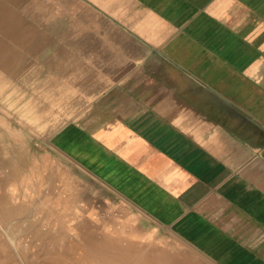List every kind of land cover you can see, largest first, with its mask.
Masks as SVG:
<instances>
[{"label":"crops","instance_id":"crops-1","mask_svg":"<svg viewBox=\"0 0 264 264\" xmlns=\"http://www.w3.org/2000/svg\"><path fill=\"white\" fill-rule=\"evenodd\" d=\"M0 30V111L55 117L36 196L139 213L171 264H264V0H0Z\"/></svg>","mask_w":264,"mask_h":264},{"label":"bare ground","instance_id":"bare-ground-1","mask_svg":"<svg viewBox=\"0 0 264 264\" xmlns=\"http://www.w3.org/2000/svg\"><path fill=\"white\" fill-rule=\"evenodd\" d=\"M3 27V26H2ZM1 31V30H0ZM9 31V30H8ZM3 32H5L3 30ZM1 33V32H0ZM2 34V33H1ZM5 34V33H4ZM18 34V33H16ZM15 34V35H16ZM6 35V34H5ZM11 35V34H10ZM20 35V34H19ZM24 35V34H23ZM30 35V34H29ZM22 36V35H21ZM28 36V35H27ZM11 37V36H10ZM18 37V36H17ZM26 38V37H25ZM15 39V38H14ZM13 39V40H14ZM9 40V39H8ZM23 40V39H22ZM32 40V39H30ZM3 41V40H2ZM6 41V40H5ZM11 42V41H9ZM4 44V43H3ZM41 44V43H40ZM16 47V46H15ZM3 48V47H1ZM17 48V47H16ZM13 52V51H12ZM7 55V53H6ZM5 55V56H6ZM19 56V55H18ZM7 57V56H6ZM2 59V58H1ZM22 59V58H21ZM1 61V60H0ZM9 62V61H8ZM16 62V61H15ZM14 62V63H15ZM21 62V60H20ZM28 62V61H27ZM19 64V63H18ZM26 66V65H25ZM9 68V67H8ZM7 69V68H5ZM20 69V68H19ZM25 69V68H24ZM23 69V70H24ZM4 70V68H3ZM22 70V71H23ZM29 70V69H28ZM27 71V70H26ZM5 72V71H3ZM6 73V72H5ZM11 73V72H10ZM21 73V72H20ZM19 73V74H20ZM14 74V73H13ZM18 74V75H19ZM23 74V73H22ZM2 75V74H1ZM20 76V75H19ZM3 79V78H2ZM1 79V80H2ZM4 80V79H3ZM11 80V79H10ZM41 80V79H40ZM39 80V81H40ZM5 81V80H4ZM37 81V80H36ZM10 82V81H9ZM41 82V81H40ZM39 83V82H38ZM0 85L1 82H0ZM8 85V84H7ZM15 86V85H14ZM19 88V87H18ZM16 89V87H15ZM58 89V88H57ZM1 90V89H0ZM10 91V90H9ZM14 92V91H13ZM12 93V92H11ZM22 93V92H21ZM29 93V92H28ZM27 93V94H28ZM47 93V91L45 92ZM49 93V92H48ZM16 95V94H15ZM22 95V94H21ZM41 95V94H40ZM38 95V96H40ZM47 95V94H46ZM7 96V95H6ZM23 96V95H22ZM31 96V94L27 95ZM51 96V95H49ZM48 96V97H49ZM13 97V96H12ZM41 97V96H40ZM57 97V96H56ZM55 97V98H56ZM47 98V97H46ZM24 99V98H22ZM39 99V98H38ZM49 100V99H48ZM53 100V99H51ZM40 101V100H39ZM55 103H57L55 101ZM21 104V103H20ZM32 104V103H31ZM34 104V102H33ZM51 104V102L49 103ZM30 105V104H29ZM9 106V105H8ZM32 106V105H31ZM12 107V106H11ZM10 107V108H11ZM35 107V106H34ZM37 107V106H36ZM35 107V108H36ZM28 109V107H26ZM33 108V107H32ZM2 109V107H0ZM4 110V109H3ZM14 110V108H13ZM25 110V109H24ZM29 110V109H28ZM34 110V109H33ZM43 110V109H42ZM15 111V110H14ZM13 111V112H14ZM23 112V111H22ZM32 112V111H31ZM36 112V110L34 111ZM40 112V111H39ZM7 113V111L5 112ZM37 113V112H36ZM4 114V113H2ZM3 116V115H2ZM1 116V117H2ZM4 116H6L4 114ZM15 116V115H14ZM56 116V115H55ZM7 117V116H6ZM4 118V117H2ZM20 118V117H19ZM55 118V117H54ZM24 119V118H23ZM51 119V118H50ZM41 121V120H40ZM48 121V120H47ZM3 122V121H2ZM46 122V121H45ZM29 123V122H28ZM37 123V122H35ZM34 123V124H35ZM1 124V123H0ZM12 124V123H11ZM16 125V124H15ZM32 125V124H31ZM37 125V124H36ZM45 125V124H43ZM5 128V127H4ZM23 129V128H22ZM39 129V128H38ZM43 129V128H42ZM40 129V130H42ZM21 130V129H20ZM39 130V131H40ZM28 132V131H27ZM11 133H13L11 131ZM24 133V132H23ZM14 134V133H13ZM37 134V133H36ZM11 135V134H10ZM15 135V134H14ZM39 135V134H38ZM2 136V135H1ZM0 136V138H1ZM17 136V135H16ZM90 136V135H89ZM36 137V136H35ZM43 139V138H41ZM13 140V139H12ZM38 140V139H37ZM45 140V139H44ZM0 145L4 147L2 139ZM35 145H32V147ZM45 146V145H43ZM35 149V148H34ZM38 149V148H37ZM51 149V148H50ZM50 149L48 151H50ZM44 150V149H43ZM7 148L0 150V169L5 168L3 173H0V189L4 192L14 187L12 194L6 193L0 196V264H19L18 257L22 256V264H171V261L165 258H153L156 250H144L138 246H143L135 242V240L121 238L109 239L103 236L101 239L94 236L84 237L83 243L79 244L71 239L69 229L66 231L63 224H40L38 220H27L30 223L24 224L23 215L30 212L32 203L20 202L17 198L16 189H20L15 182L11 184V178H23L22 182H27L26 178L29 175L28 168L30 165L19 161L13 172L8 175V168L11 162L9 157H6ZM9 153V152H8ZM7 153V154H8ZM10 154V153H9ZM45 154V153H44ZM38 156V155H37ZM36 156V157H37ZM60 156V155H59ZM62 156V155H61ZM27 157V156H26ZM35 157V158H36ZM6 158H9L7 160ZM28 159L30 157H27ZM52 158V157H51ZM62 158V157H60ZM31 160V159H30ZM45 160V159H44ZM63 162V161H62ZM66 162V161H65ZM64 162V163H65ZM45 163V162H44ZM67 163V162H66ZM3 165V166H2ZM15 166V162H14ZM73 167V166H72ZM53 168V167H52ZM45 170V168H44ZM36 171V170H35ZM52 172V171H51ZM71 173V172H70ZM13 174V175H12ZM12 175V176H11ZM31 176H33L31 174ZM36 176V175H35ZM47 176V175H46ZM56 176V175H55ZM48 177V176H47ZM71 177V176H70ZM10 178V183L7 182ZM33 179V178H32ZM35 179V178H34ZM72 179V178H71ZM36 180V179H35ZM59 180V179H58ZM66 180V179H65ZM18 181V180H17ZM38 181V180H37ZM36 182V181H35ZM76 182V181H75ZM37 183V182H36ZM47 183V180H46ZM51 183V182H50ZM25 184V183H24ZM38 184V183H37ZM57 184V181H56ZM41 185V184H40ZM21 186V184H20ZM29 186V183L27 184ZM30 186H32L30 184ZM52 186V185H51ZM25 187V186H24ZM23 187V188H24ZM36 187V186H35ZM80 187V186H79ZM28 188V187H27ZM60 189V188H59ZM77 189V188H76ZM75 189V190H76ZM88 189V188H87ZM43 190V189H42ZM22 191V190H21ZM20 191V192H21ZM88 191V190H87ZM8 192V191H7ZM19 192V193H20ZM49 192V191H47ZM56 193V192H55ZM69 193V192H68ZM67 193V194H68ZM82 193V192H81ZM15 194L14 196H12ZM38 194V193H37ZM65 194V193H64ZM26 195V194H25ZM40 195V194H39ZM69 195V194H68ZM22 196V195H21ZM51 196V195H48ZM83 196V195H82ZM23 197V196H22ZM15 198H17L15 200ZM21 198V197H20ZM84 198V197H83ZM67 199V198H66ZM96 199V198H95ZM29 200V199H28ZM36 200V199H35ZM48 200V197H47ZM70 200V199H69ZM82 200V199H81ZM45 201V200H44ZM37 203V202H35ZM39 203V202H38ZM93 203V202H92ZM95 203V202H94ZM41 204V203H40ZM43 204V203H42ZM79 204V203H78ZM90 204V203H89ZM39 205V204H38ZM37 205V206H38ZM40 206V205H39ZM42 207V206H41ZM46 207V206H44ZM48 208V207H47ZM40 209V208H39ZM59 209V208H58ZM38 210V209H37ZM48 211V210H47ZM49 212V211H48ZM43 213V212H42ZM50 213V212H49ZM48 213V214H49ZM52 213V212H51ZM61 214V213H60ZM75 213H73L74 215ZM103 214V213H102ZM79 215V214H78ZM48 216V215H46ZM62 216V215H61ZM50 217V216H49ZM51 218V217H50ZM82 218V217H80ZM89 218V217H88ZM79 219V218H78ZM49 221V220H48ZM53 222V221H52ZM59 222V221H57ZM100 222V221H99ZM27 223V222H26ZM110 227V226H109ZM125 231V230H124ZM135 232V231H134ZM92 234V233H91ZM138 234V233H137ZM128 236V234H127ZM151 240V239H150ZM155 243V242H154ZM157 244V243H156ZM165 244V243H163ZM152 245V244H151ZM144 247V246H143ZM145 248V247H144ZM152 248V247H151ZM164 248V247H163ZM177 248V247H176ZM163 252V251H162ZM166 252V251H165ZM169 252V251H168ZM173 253V252H172ZM177 256V255H176ZM189 257V256H187ZM186 259V257H185ZM189 262V261H187ZM192 262V261H191ZM196 263V262H194Z\"/></svg>","mask_w":264,"mask_h":264},{"label":"rangeland","instance_id":"rangeland-1","mask_svg":"<svg viewBox=\"0 0 264 264\" xmlns=\"http://www.w3.org/2000/svg\"><path fill=\"white\" fill-rule=\"evenodd\" d=\"M65 84L66 83L64 82V85ZM67 85L64 86V89H66V91L69 90ZM37 87H39V86H37ZM33 102H34V104H33ZM38 102L39 101H36V100H33L31 102L32 107H33V108H31V110L25 111L23 108L21 110L15 111L14 113H11L12 115L5 113V111H0V123H1L0 124V136L2 135L0 140L2 139L4 147L7 148V151H5L6 157H9L10 159L13 158L15 161V166H14V164H13V166H12V164H9L10 169H12V167H16L17 164L19 163V161L25 162V158H26V161L29 160L27 157L34 159L38 155L36 158L40 159L41 157H43L45 159L43 161L44 162L46 161L47 163L48 162L54 163V161L56 159L57 155L55 154V152H49L47 150L48 148L43 146L44 142H47L49 140V137L53 131V128L55 127L52 124L53 120L55 118L52 117L50 114L48 117L41 116L39 114V107H36ZM52 102H53V104H55L54 101H52ZM59 103L64 105V109L70 108V106H67V105L72 104V102H66V101L65 102H59ZM75 103H78L77 105H79L80 107H82L83 105H86L85 101L84 102H75ZM35 110L37 113L34 112ZM2 113H4L7 117L4 116V114H2ZM1 116L4 118H2ZM65 118L66 117H62L61 119H65ZM45 120H48V126L46 128H43L42 130H40L43 127L42 123ZM35 122H37V123H35ZM11 131L15 135L13 133H11ZM41 138H43V139H41ZM32 142H34V143L32 144ZM40 144H42V146ZM32 145H35V146L32 147ZM4 147L0 145V150L4 149ZM2 154L3 153L0 152L1 156H2ZM9 158H6V159L9 160ZM39 163L40 162L33 163L32 165H34V164L39 165ZM34 171L35 170H33L32 173H33V177L36 178V180H34V178H33V180L30 183L32 186H30V184H29V186H27L28 182H22L21 179H23V178L19 179V178H17V176H16V178H14L15 182L20 187L19 190L16 189V193H18V195H17L18 196L17 198L19 199L18 201L32 203V205H31L32 207L29 208L30 212H28V214L22 216L24 218L23 221H25V222H23L24 224L30 223L29 221H27L28 219L29 220H33V219L38 220L40 224H46L47 222H48L47 224H63V226H65V228L67 227L66 231H68V229H69V234H70V236L72 235L71 239L74 242L79 243V244L83 243V241H82L83 236L84 237H90L92 235L95 238L98 237L99 239H101L103 236L108 235L107 237L110 240L111 239H117V238H121V239L124 238V240H126L127 238L130 239V237H129V235H130L131 238L137 237L138 240L139 239L141 240L138 244L143 245L142 242H144V241L149 242V243H147L148 245H143L145 248L143 246H138L140 249H144V250L152 249V250H156L158 252L159 250H158L157 244L155 246H154V244H152L153 238H155V242H158L159 239H161V238H164L165 241L170 240V242H171V239L173 237L166 230H163L159 227H156L155 224H150V221H148L144 216L140 215L139 213H137L135 211H130V209H129V212L123 211V210L122 211L115 210L112 212L108 211L106 213L105 212H101V213L62 212V209L67 208V207L66 206L62 207V205L58 202V198L48 197V200H47V197L43 198V197H39L38 195L36 196V194L39 192L38 188L35 187V185L37 184L36 182L38 180V172H34ZM15 173H16L15 175H17V172H15ZM20 184H21V186H20ZM17 198H15V200ZM35 202H37V203H35ZM44 206H46V207H44ZM68 208H71V206H68ZM73 213H75V214L73 215ZM46 215H48V216H46ZM80 217H82V218H80ZM45 219L47 220V222ZM57 221H59V222H57ZM95 221H100V224H95L94 223ZM105 221L108 222V224H104ZM139 232L142 233V236L140 235ZM127 234H129V235L127 236ZM141 237H143V238L146 237L145 238L146 240H142ZM164 240H162V241H164ZM21 258H22V256L18 257L19 264H22L23 260Z\"/></svg>","mask_w":264,"mask_h":264}]
</instances>
